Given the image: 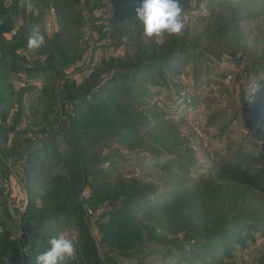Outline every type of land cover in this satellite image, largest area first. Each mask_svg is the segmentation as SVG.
Returning a JSON list of instances; mask_svg holds the SVG:
<instances>
[{"label":"trees","instance_id":"trees-1","mask_svg":"<svg viewBox=\"0 0 264 264\" xmlns=\"http://www.w3.org/2000/svg\"><path fill=\"white\" fill-rule=\"evenodd\" d=\"M26 1L36 12L25 8ZM88 1L0 0V17L19 22L9 38L3 35L9 26H0V165L15 174L26 195L21 210L10 209L5 195L0 197V264L13 257L17 264H36L50 247L48 239L60 231L77 247L67 264H124L112 254L130 258L144 237L177 234L174 254L165 253L161 264H230L236 247L248 248L247 239L264 227L260 58L247 60L244 52L221 47L198 50L175 34L133 51L125 43L94 46L121 24L138 25L140 0H106L108 18L97 13L100 0H92L93 10L83 7ZM228 2L180 0L183 16L190 17L193 10L201 17L210 5ZM50 8L55 28L44 35ZM84 19L97 26L96 32L88 30V41L82 40ZM35 25L45 42L32 49L28 38ZM139 35L140 30L132 38ZM68 39L75 48L67 46ZM224 61L236 69L225 67L219 79L211 66ZM85 68L83 76H75ZM228 75L236 85L235 103L217 88ZM35 79L41 80L38 92ZM18 80L28 85L17 87ZM203 92L215 97L208 120L219 136L239 131L254 146L243 140L231 144L198 171L192 141L177 125L186 121L189 108L197 111L205 102ZM6 172L1 173L8 177ZM87 208L100 209L95 223ZM19 228L28 232L22 254L12 245Z\"/></svg>","mask_w":264,"mask_h":264},{"label":"rangeland","instance_id":"rangeland-1","mask_svg":"<svg viewBox=\"0 0 264 264\" xmlns=\"http://www.w3.org/2000/svg\"><path fill=\"white\" fill-rule=\"evenodd\" d=\"M93 5L94 2L90 0L85 2L83 7L87 10H93ZM201 15V17H198V15L195 16L194 14V17H190L186 14L183 16L185 28L179 35H185L184 37H186L192 46H195L198 50L204 49L210 52L219 47L223 50L227 48L232 50V52L242 51L247 60L250 58H260L257 63L264 66V0H236L235 3L228 2L222 5L212 4L209 6L208 10L203 11ZM245 17L250 19H246ZM229 20L231 22H229ZM82 24L83 30H92L94 32L97 30L96 24L91 22V20L84 19ZM139 30V38L134 40L132 35ZM124 37H127V39H124ZM108 40V43L110 42L109 44H113L114 47L125 43L128 50L131 51L134 50L136 45H145L151 41L142 35V29L139 24L135 25L133 22L121 24L118 30L109 35ZM67 46L72 49L75 48L74 41L68 39ZM228 66L236 69L233 65L224 61L221 65L211 66V71L212 73H216V75L220 74L218 77L221 79L224 68ZM64 67L66 68L67 66L65 65ZM185 71L188 72V68H186ZM228 77L229 75L224 78V85L222 81H220L217 88L220 92H226L227 99L235 103V101L238 100L236 96V85L230 82V77L227 80ZM184 78L187 82L188 77L184 76ZM35 80L37 84L34 85V87L36 92H38L41 80ZM201 99H204L205 102L197 104L198 110L194 111L193 108H189L186 121L177 125L184 137L192 141L189 148L193 151V156L200 160V164L198 163V171L205 170V167L210 164V160L225 154L224 150L231 144L236 146L243 140L242 143L246 144L248 147L254 146L252 145L253 140L249 137L242 136L239 131H230L224 133V136L220 137L218 133L219 128L216 123L208 120V118L213 115L216 108L215 97L213 95L208 96L203 92ZM196 121L202 124L205 133L209 136L207 141L193 138L192 126ZM225 122L229 125V117L226 118ZM205 126H207V128H205ZM104 152L105 149L102 150V153ZM4 167L3 164L0 165V171L2 173L6 172L4 171ZM6 174L11 179V186L7 192L1 195H5V198L10 201L11 205H19L22 200V188H20L15 179L12 178L13 176L11 173L8 174L6 172ZM12 208L15 209L16 207L12 206ZM92 223H95L94 219ZM94 228L93 226L91 231H93ZM92 235L95 236L94 231ZM179 235L181 234L169 235L167 238L156 236L147 239L144 237L139 247L131 253L132 257H121L116 254L112 255L124 264H161L164 260L163 256L165 253L170 252L174 254L173 238L179 237ZM256 240H258L257 243ZM246 243L251 245L244 249L236 247L237 249L234 250L233 258L229 260L230 264H264V227H262L259 232L249 237ZM100 255L103 256L101 249ZM11 261L12 263L10 262V264H17V257H13Z\"/></svg>","mask_w":264,"mask_h":264},{"label":"clouds","instance_id":"clouds-1","mask_svg":"<svg viewBox=\"0 0 264 264\" xmlns=\"http://www.w3.org/2000/svg\"><path fill=\"white\" fill-rule=\"evenodd\" d=\"M235 2L236 0H229V3ZM135 12V21L141 27L142 35L157 43H161L165 36L181 34L185 28L180 0H140ZM44 42L45 37L41 34L39 25L33 26L28 38V47L37 49L42 47ZM48 244L50 247L36 257V264H67V261L77 255L74 238L64 231L49 238Z\"/></svg>","mask_w":264,"mask_h":264},{"label":"built area","instance_id":"built-area-1","mask_svg":"<svg viewBox=\"0 0 264 264\" xmlns=\"http://www.w3.org/2000/svg\"><path fill=\"white\" fill-rule=\"evenodd\" d=\"M14 0H5L6 3H11ZM25 2V0H20V2ZM25 8L29 11V10H33L34 12H36V9H34L31 6V3L26 1L25 2ZM97 13L99 15H101L104 18H108L110 16V9H109V5L108 2L106 0H100V4L99 7L97 8ZM196 13L195 10L191 11V14ZM10 20L8 17H0V26H9L8 29H6L5 32H3V35L5 37H12L15 36L18 32V23L17 22H13L12 24H10ZM55 28V15H54V9L50 8L48 15L44 18L43 20V33L44 35H50L53 30ZM88 30H85L83 36H82V40L83 41H88L89 40V34L87 33ZM108 38L106 37L105 39H103V41H94L93 44L94 46H100V44H106L108 42ZM99 50L96 49L95 52L97 53ZM95 53V54H96ZM94 61H99V58L96 56ZM95 63L94 62H90V66H93ZM87 71V68H85L82 72L80 73H76L75 76H83ZM229 79V77L227 78V80ZM181 80L183 83H186V80L184 78V76H181ZM26 85H28V82L24 81V80H18L16 86L17 87H25ZM250 101V100H249ZM23 125V124H22ZM193 127V135L194 138L197 139H201L203 141H207L209 139V136L205 133L202 124H200L199 122H195ZM243 132H245L244 129H242ZM7 165L10 167L12 166V171H14L15 168V164L12 160H8ZM16 171V170H15ZM15 177V174L13 175ZM11 186V179L10 177H6L4 176L1 172H0V197H1V192H6L9 190ZM22 200L20 201L19 205H11L10 201H8L10 209H13V207H16L17 209L21 210L24 208V204H25V199H26V195H25V191L22 190ZM100 209H96V210H92L90 208H87V214L91 219H95V215H97L99 213ZM1 226H0V230H1ZM94 233H95V228L93 229ZM93 231H91V233L93 234ZM28 232L22 230L21 228L18 229V231L12 236V245L17 249L19 254L23 253V247H22V239L24 236H27ZM16 237V238H15ZM15 238V239H14ZM258 242V240H256V243Z\"/></svg>","mask_w":264,"mask_h":264}]
</instances>
